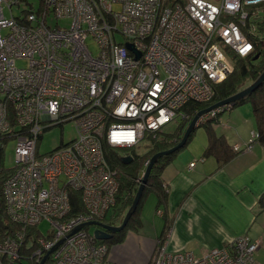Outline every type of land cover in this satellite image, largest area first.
Masks as SVG:
<instances>
[{
    "label": "built area",
    "instance_id": "built-area-1",
    "mask_svg": "<svg viewBox=\"0 0 264 264\" xmlns=\"http://www.w3.org/2000/svg\"><path fill=\"white\" fill-rule=\"evenodd\" d=\"M38 2L0 0V137L15 141L3 196L16 226L0 238V264H106L107 247L80 229L106 222L116 206L118 172L104 144H149L177 120L188 121L189 105L210 103L234 59L263 43L264 0ZM14 7L18 16L7 20L4 10ZM229 109L211 111L197 125ZM68 122L74 138L39 154L43 133ZM256 138L252 131L243 149H231L250 151ZM71 192L80 198L75 214ZM43 221L47 236L37 230ZM169 235L156 242L149 264H258L259 242L248 236L196 256L168 251Z\"/></svg>",
    "mask_w": 264,
    "mask_h": 264
},
{
    "label": "crops",
    "instance_id": "crops-1",
    "mask_svg": "<svg viewBox=\"0 0 264 264\" xmlns=\"http://www.w3.org/2000/svg\"><path fill=\"white\" fill-rule=\"evenodd\" d=\"M233 108L227 119L236 118ZM232 121L234 129L217 118L214 132L231 148L239 145L243 149L249 139L247 131L256 130L254 118L245 130ZM200 161L201 165L194 160L183 165L173 157L165 163L161 180L167 188L166 199L158 206L152 195L155 212L159 208L162 216L154 213L153 219L145 220L140 210V226L126 233L120 244L109 246L108 264H149L156 242L166 239L167 233L168 251H188L196 256L248 236L259 242L254 258L264 264V145L255 143L250 151L234 153L221 166L211 157ZM191 163L195 164L193 168H189Z\"/></svg>",
    "mask_w": 264,
    "mask_h": 264
},
{
    "label": "trees",
    "instance_id": "trees-1",
    "mask_svg": "<svg viewBox=\"0 0 264 264\" xmlns=\"http://www.w3.org/2000/svg\"><path fill=\"white\" fill-rule=\"evenodd\" d=\"M261 23L262 24L260 30L261 32H264V21H262ZM255 50V53L250 57L244 59H234L233 72L223 82L213 87L214 95L210 103L191 104L189 105V107L185 108V112L189 114V120H177V123L173 125L174 130L172 132H166L165 129H163L161 132H158L155 138L151 139L148 150L143 156H138L134 149H112L104 144L103 148L105 159L110 167L117 170L119 182V191L117 195L116 206L112 209L111 214H107L106 218H104V220L110 226H115L114 219L120 216L124 210L126 211L127 209H129L132 205L133 199L139 186V182L136 183V181H139V179L141 178L140 175L142 173V169L145 170L144 164L149 161V159L154 154L166 151L176 146L181 141L182 136L195 113L235 95L236 93L242 91L251 83H253L260 76V74L264 71V41L263 43L257 44ZM257 54L259 55V58L254 61L253 59ZM246 102L250 103L251 105L252 115L255 121L256 128V130L253 132H255L258 136V138L254 140V144L259 143L264 145V83L249 97L237 102L234 107ZM219 115L220 114L216 115L214 118L205 119L198 125V127L203 126L207 135V143L204 148L203 158H214L218 165L221 166L226 164L233 158L234 152L232 151V149H230L231 147L226 142L225 138L223 136L216 135V133L214 132L213 125L216 124L218 118L217 116ZM191 135L192 133L188 137L185 146L188 144ZM9 140V136L4 135L0 137V142L5 143ZM176 153L172 154L171 156L159 159L153 166L148 178V182L144 189V193L136 208L135 213L128 222L125 230L119 234H116L111 239L112 241L110 243L115 244V242H119L123 238L124 232L126 230H135L136 228H138V226H140L141 222L139 221L140 218L138 217V214L140 212L139 209L141 206V201L145 197L146 193H152L156 196L158 206H160L161 203L166 199L167 188L161 180V174L165 163L175 157ZM126 156H131L133 160L131 163L124 165L121 162V158ZM11 171L12 169L6 170L3 168V158L0 151V237H5L13 229H16V226L11 225L6 216L3 196V183L5 182V179L10 175ZM70 198L73 207L72 214H75L76 211H81L82 209L78 193L71 192ZM159 210L160 209L157 208L156 212Z\"/></svg>",
    "mask_w": 264,
    "mask_h": 264
},
{
    "label": "rangeland",
    "instance_id": "rangeland-1",
    "mask_svg": "<svg viewBox=\"0 0 264 264\" xmlns=\"http://www.w3.org/2000/svg\"><path fill=\"white\" fill-rule=\"evenodd\" d=\"M29 1H30V3L33 4L34 7L39 6L38 0H29ZM114 9L118 10V6H115ZM18 12H19V10H16L15 7L11 9V12H9L8 9H5L4 10V17L7 20H10L11 16H13V17L18 16ZM60 24H62V22H60ZM88 46L92 52H95L96 48H95L92 41L88 42ZM16 65L18 67H25L26 62L25 61H17ZM234 108L233 109L236 111V112H234V114L236 115L235 119H227L226 118L227 114L229 113L230 110H225L224 112H222L217 117L218 118L221 117L222 120L225 123H227L228 125H230L233 129L235 127L233 125H231L234 122L232 120H236L237 126L242 127L241 129H243V130L247 129L248 126L251 124L250 121L253 122V115H252L250 103L246 102V103L241 104L239 106H236ZM230 115H232V114H230ZM165 130H166V132H172L174 130V126L173 125L168 126L165 128ZM247 132L249 135L250 129ZM216 135H218V134H216ZM74 136H75V127H74L73 122H68L61 127L51 128V129H49L43 133L39 147H38V152H39V154H47L49 152H52L53 150L58 148L61 144H67L69 141H71L74 138ZM232 136H233V134H230L229 138H231ZM206 143H207V135H206L205 128L203 126L196 128L192 132V135H191V138H190L188 144L176 153L177 156L175 155L176 157H174V161L176 163L180 162L181 164L185 165L184 162H187V164H188L189 160H194V161H196V163H198L197 165H201L200 160L203 157L204 148H205ZM14 146H15L14 140H9L5 143L0 142V151H1V156L3 158V168L6 170H11L15 166ZM148 147H149L148 141H147V139H145L142 144H140L139 146L134 148V151L136 152V154L138 156H143L144 154H146ZM143 171H144V169H142L141 175L143 174ZM141 175H140V177H141ZM136 183H138V180L136 181ZM152 195L153 194L150 195V194L146 193L145 197L141 201V206H140L139 210L142 211L141 212L142 218L145 220H147L148 217H151V219H153L155 217V214H154V213H156L155 212V204L153 205L155 200H153L154 197ZM127 211H128V209L126 211L124 210L120 216H118L116 219H114L116 226H118L122 223V220L125 217V214L127 213ZM111 212H112V210L108 213V215H110ZM99 223H102V222H99ZM87 224L88 223L81 225L80 229L88 232L90 234V236L92 238H94L93 232L96 228L85 227V225H87ZM105 225H109V224L107 223ZM37 230L39 231L40 235L47 236V234L50 230V225L48 222L43 221L42 223H40L38 225ZM130 230H133V229L126 230L124 232V235L126 233H129ZM145 231H148V230H145ZM0 238H2V237H0ZM94 240H95V238H94ZM111 241L112 240H108L105 242L104 241L103 242L97 241V242L102 243L109 250V246L112 244V243H110ZM122 241H123V238L117 243L120 244ZM117 243L115 242V244H117ZM154 251H155V249H154ZM52 252L53 251H51V253ZM107 255H108V253H107ZM107 255H106V257H107ZM106 257L104 258L105 262H106ZM27 263L28 262L24 261V264H27ZM15 264H18V263H15Z\"/></svg>",
    "mask_w": 264,
    "mask_h": 264
},
{
    "label": "water",
    "instance_id": "water-1",
    "mask_svg": "<svg viewBox=\"0 0 264 264\" xmlns=\"http://www.w3.org/2000/svg\"><path fill=\"white\" fill-rule=\"evenodd\" d=\"M126 47L128 50L134 51L132 46L126 45ZM138 57H139V55H137V58ZM258 58H259V55L257 54L253 60L256 61ZM263 83H264V71L260 74V76L253 83H251L249 86H247L242 91L236 93L235 95H233V96H231L225 100H222L216 104H213V105L197 112L195 114V116L192 118V120L190 121L189 125L187 126V128H186V130L182 136L181 141L176 146H174V147H172L166 151L156 153L149 159V164L145 168L143 175L141 176L140 183H139L137 192L135 194V197L133 199L132 205L130 206L127 213L125 214V217L123 218L122 223L118 226H116V225L115 226L105 225V224L99 223V222H90L87 225H85V227L96 228L93 232V236H94L95 240L102 241V242L108 241V240H111L116 234H119L125 230L128 222L130 221L133 214L135 213L136 208H137V206H138V204L142 198V195L144 193V189H145L146 184L148 182V178H149V175L151 173L153 166L156 164V162L159 159L171 156L172 154L176 153L177 151H179L180 149H182L185 146L186 141H187L188 137L190 136V134L198 127L197 124H198L200 118L204 117L209 112L217 110V109H224L226 107L233 108L237 102L249 97L259 87H261L263 85ZM132 160H133V158L131 156H126V157L121 158V162L124 165L131 163ZM48 255L45 256L43 261L48 257Z\"/></svg>",
    "mask_w": 264,
    "mask_h": 264
},
{
    "label": "flooded vegetation",
    "instance_id": "flooded-vegetation-1",
    "mask_svg": "<svg viewBox=\"0 0 264 264\" xmlns=\"http://www.w3.org/2000/svg\"><path fill=\"white\" fill-rule=\"evenodd\" d=\"M103 224H107L106 222H102Z\"/></svg>",
    "mask_w": 264,
    "mask_h": 264
}]
</instances>
